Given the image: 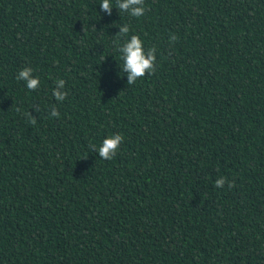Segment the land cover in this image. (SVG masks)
Returning <instances> with one entry per match:
<instances>
[{"label":"trees","instance_id":"16d2710c","mask_svg":"<svg viewBox=\"0 0 264 264\" xmlns=\"http://www.w3.org/2000/svg\"><path fill=\"white\" fill-rule=\"evenodd\" d=\"M145 6L0 0V264H264V0ZM124 23L157 57L131 85Z\"/></svg>","mask_w":264,"mask_h":264},{"label":"clouds","instance_id":"9594fccd","mask_svg":"<svg viewBox=\"0 0 264 264\" xmlns=\"http://www.w3.org/2000/svg\"><path fill=\"white\" fill-rule=\"evenodd\" d=\"M117 9L119 14H127L134 18H140L145 15L147 8L145 0H100V9L107 15L111 16L112 10ZM120 37H123V42L118 44L117 51L122 60L121 71L127 76L129 85L134 84L138 79L143 78L146 74H151L156 68V49L145 48V42L137 34L129 36L130 26L126 23L118 26ZM34 69L25 66L16 74L17 81H23L24 86L30 91H36L41 85V80L38 75H34ZM55 87L52 88V96L57 102H63L68 96L66 90V81L57 79L54 81ZM37 113L40 111L36 109ZM50 118H58L59 111L55 104L48 109ZM124 140V136L120 133L109 134L104 138L99 145H93V151L103 160L113 159ZM229 188L233 183L225 176H219L214 181V186L217 189H222L225 185Z\"/></svg>","mask_w":264,"mask_h":264}]
</instances>
